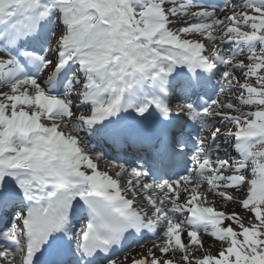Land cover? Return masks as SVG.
<instances>
[{
    "label": "snow or ice",
    "instance_id": "1",
    "mask_svg": "<svg viewBox=\"0 0 264 264\" xmlns=\"http://www.w3.org/2000/svg\"><path fill=\"white\" fill-rule=\"evenodd\" d=\"M0 264H264V0H0Z\"/></svg>",
    "mask_w": 264,
    "mask_h": 264
},
{
    "label": "bare ground",
    "instance_id": "2",
    "mask_svg": "<svg viewBox=\"0 0 264 264\" xmlns=\"http://www.w3.org/2000/svg\"><path fill=\"white\" fill-rule=\"evenodd\" d=\"M102 167H103V165H102ZM213 251H215V250H213Z\"/></svg>",
    "mask_w": 264,
    "mask_h": 264
}]
</instances>
